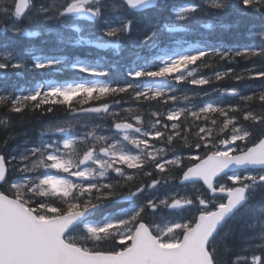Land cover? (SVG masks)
Returning <instances> with one entry per match:
<instances>
[{
    "label": "snow or ice",
    "instance_id": "1",
    "mask_svg": "<svg viewBox=\"0 0 264 264\" xmlns=\"http://www.w3.org/2000/svg\"><path fill=\"white\" fill-rule=\"evenodd\" d=\"M0 33V264H264V0H0ZM228 77L260 86L203 99Z\"/></svg>",
    "mask_w": 264,
    "mask_h": 264
},
{
    "label": "trees",
    "instance_id": "2",
    "mask_svg": "<svg viewBox=\"0 0 264 264\" xmlns=\"http://www.w3.org/2000/svg\"><path fill=\"white\" fill-rule=\"evenodd\" d=\"M6 27V25H5ZM34 30V29H30ZM217 37L221 43H223L226 46H241L244 44L252 43L251 38L248 35V30L246 26L243 25H235L233 24L232 27L226 28L223 31H220L217 33ZM7 39V37L3 34L0 33V41ZM20 43L22 48H42L45 53L50 52L51 50H54L58 47L56 44L55 37L52 35H40V36H35V37H21ZM258 43V41H257ZM70 53H78V58L83 60L85 59V53H89L90 55H95V50H90L87 46H77L75 49H70ZM108 53V52H106ZM106 53H100L101 55H104ZM110 55V53H108ZM239 62L236 64H226L224 62L219 63L220 70H225L227 67H233L236 69L237 72L243 71V69L247 67H251L250 64L245 62L244 60L238 58ZM211 71L209 69H206L205 72L211 75ZM81 75H86V74H80L78 70L75 69H65L64 71L60 73H51V72H41L39 70L33 72V71H26L23 73V78H18L14 74H10L9 78L7 81H4L3 83L6 84V86L11 87L13 84H20V83H25V82H32L36 80H40L42 77H47L51 79H56V80H71L74 78H77ZM121 80L124 79V74L123 71L120 73ZM260 86L259 82H238L234 80L231 77L226 78L223 81L215 82L212 86H205L206 88H209L210 91V96L209 97H204L203 99H213L217 100L220 102V98L215 94L211 93V87H218V88H230V87H238L240 89H243L245 91H249L254 88H258ZM188 88L194 87V86H186ZM224 103H236L238 102L235 99H227L225 98L223 100ZM125 107L129 106L128 104L124 105ZM47 118V117H46ZM147 118V116H146ZM13 119H17L15 115H13ZM18 132H27L31 136H35L38 131H39V123L36 119H32L28 123H24L22 127L17 128ZM26 139L25 136L23 135H18L17 138L12 141V145L15 146L16 144H22L23 141ZM259 200L260 197L258 196L256 201L253 202V205L250 207H258L259 206ZM246 212L247 210H242L241 214H237V217L234 218L233 220L229 221V226L233 227H239L240 224L243 222V219L246 218Z\"/></svg>",
    "mask_w": 264,
    "mask_h": 264
}]
</instances>
